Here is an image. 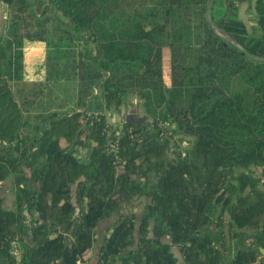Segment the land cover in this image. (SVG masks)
Returning a JSON list of instances; mask_svg holds the SVG:
<instances>
[{
	"label": "trees",
	"instance_id": "obj_1",
	"mask_svg": "<svg viewBox=\"0 0 264 264\" xmlns=\"http://www.w3.org/2000/svg\"><path fill=\"white\" fill-rule=\"evenodd\" d=\"M2 1L0 264H88L116 215L95 264H177L173 245L184 264H264V61L210 28L207 0ZM210 17L264 56V0ZM26 41L43 44L39 80ZM128 97L143 116L113 125ZM140 197L138 223L118 214Z\"/></svg>",
	"mask_w": 264,
	"mask_h": 264
},
{
	"label": "rangeland",
	"instance_id": "obj_2",
	"mask_svg": "<svg viewBox=\"0 0 264 264\" xmlns=\"http://www.w3.org/2000/svg\"><path fill=\"white\" fill-rule=\"evenodd\" d=\"M239 16L244 20L245 23L249 24L250 17L252 15L250 9L248 10L246 6L239 8ZM43 44L38 42H29L26 41L24 45V61L25 64H33L35 66V70L30 72L29 74H32L33 76L25 73V79L27 80H34L37 78V74L39 73V65L42 63L43 58ZM162 69H163V78L166 84H169L170 81V73H169V50L167 47H164L162 49ZM127 102L123 107L120 109L118 113L114 112L108 115V121L111 122L113 125H116L119 123V121H122L125 119V117H141L142 114V108L140 105V100H138L136 97H128ZM89 107L92 109L93 104H89ZM185 142H182V146H184ZM0 196L3 198V205L7 208H12L14 205V188L12 183V176L9 175L6 177L4 183L2 186H0ZM147 202V199L144 197H140L139 199L133 200L132 202L128 203L126 206H124L122 209L119 210L118 214H132L135 216V222L138 223L141 217V214L144 210L145 203ZM227 215L225 218L227 219ZM117 218L116 216H113L109 219H105L99 223V225L96 228V242L92 248V251H94V254L92 258L90 259V262L88 264H93L95 261V253L98 251L100 247V242L102 239V236L105 232V227L113 222ZM165 241H168L167 239H164ZM172 252L174 253L175 257L177 258V264H184L182 253L178 250V248L173 245L171 247ZM260 252L264 254V251ZM90 256V251H89Z\"/></svg>",
	"mask_w": 264,
	"mask_h": 264
},
{
	"label": "water",
	"instance_id": "obj_3",
	"mask_svg": "<svg viewBox=\"0 0 264 264\" xmlns=\"http://www.w3.org/2000/svg\"><path fill=\"white\" fill-rule=\"evenodd\" d=\"M214 0H207L206 2V9L204 18L210 28L219 36L225 38L227 41H229L232 45H234L236 48H238L241 52H243L250 60L254 61H264V56L254 55L249 53L239 42H237L233 37H231L228 33L217 27L213 21L211 20L210 13L212 9ZM261 251H264L263 248H260Z\"/></svg>",
	"mask_w": 264,
	"mask_h": 264
},
{
	"label": "crops",
	"instance_id": "obj_4",
	"mask_svg": "<svg viewBox=\"0 0 264 264\" xmlns=\"http://www.w3.org/2000/svg\"><path fill=\"white\" fill-rule=\"evenodd\" d=\"M244 6H246L247 7V9L249 10L250 9V11H251V8H249V6H248V3L247 2H241L240 4H239V6H238V11H239V8H241V7H244ZM5 21H6V6L5 5H2L1 3H0V35L4 32V27H5ZM43 55V54H42ZM24 65H25V73H26V75L27 74H29L30 72H32L33 70H35V66L33 65V64H25V61H24ZM39 73L37 74V78H35L34 80H39V79H41L42 78V76H43V67H42V65L40 64L39 65ZM24 73V74H25ZM29 75H31V76H33L32 74H29ZM114 113V112H113ZM116 113H118V112H116ZM126 118V117H125ZM124 120V119H123ZM122 120V121H123ZM121 121H119V123H120ZM111 123V122H110ZM93 254H94V251H90V256L88 255V257H87V260H86V262L87 263H89L90 262V259L92 258V256H93ZM97 254H98V251L95 253V256H97ZM96 263V258H95V261H94V263L93 264H95Z\"/></svg>",
	"mask_w": 264,
	"mask_h": 264
},
{
	"label": "built area",
	"instance_id": "obj_5",
	"mask_svg": "<svg viewBox=\"0 0 264 264\" xmlns=\"http://www.w3.org/2000/svg\"><path fill=\"white\" fill-rule=\"evenodd\" d=\"M0 3H1L2 5H5L4 2H3L2 0H0ZM78 264H80V263H78Z\"/></svg>",
	"mask_w": 264,
	"mask_h": 264
}]
</instances>
